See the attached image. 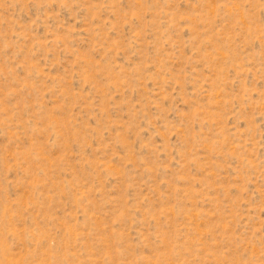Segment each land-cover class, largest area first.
Segmentation results:
<instances>
[{
    "label": "rangeland",
    "instance_id": "374dc122",
    "mask_svg": "<svg viewBox=\"0 0 264 264\" xmlns=\"http://www.w3.org/2000/svg\"><path fill=\"white\" fill-rule=\"evenodd\" d=\"M0 264H264V0H0Z\"/></svg>",
    "mask_w": 264,
    "mask_h": 264
}]
</instances>
